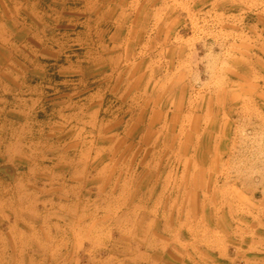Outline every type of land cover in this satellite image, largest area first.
<instances>
[{"label":"rangeland","instance_id":"1","mask_svg":"<svg viewBox=\"0 0 264 264\" xmlns=\"http://www.w3.org/2000/svg\"><path fill=\"white\" fill-rule=\"evenodd\" d=\"M0 264H264V0H0Z\"/></svg>","mask_w":264,"mask_h":264}]
</instances>
